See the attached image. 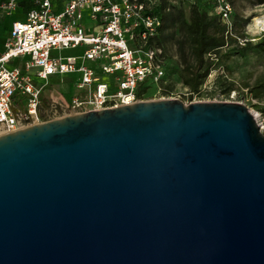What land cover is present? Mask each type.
<instances>
[{
  "label": "water",
  "instance_id": "water-1",
  "mask_svg": "<svg viewBox=\"0 0 264 264\" xmlns=\"http://www.w3.org/2000/svg\"><path fill=\"white\" fill-rule=\"evenodd\" d=\"M0 264H264L256 116L165 98L0 135Z\"/></svg>",
  "mask_w": 264,
  "mask_h": 264
},
{
  "label": "built area",
  "instance_id": "built-area-1",
  "mask_svg": "<svg viewBox=\"0 0 264 264\" xmlns=\"http://www.w3.org/2000/svg\"><path fill=\"white\" fill-rule=\"evenodd\" d=\"M233 34L229 0H213ZM158 0H0V20L25 8L0 49V134L86 111L177 98L169 88L158 39L162 20L150 11ZM84 10L93 24H85ZM244 43V42H243ZM81 54L62 56L64 49ZM95 62L94 66L84 64ZM77 91L61 101L43 95L51 75H75ZM50 87V88H48ZM196 102V101H194ZM49 109V110H48Z\"/></svg>",
  "mask_w": 264,
  "mask_h": 264
},
{
  "label": "rangeland",
  "instance_id": "rangeland-1",
  "mask_svg": "<svg viewBox=\"0 0 264 264\" xmlns=\"http://www.w3.org/2000/svg\"><path fill=\"white\" fill-rule=\"evenodd\" d=\"M189 0H165L167 19L163 20V34L165 37L166 58L171 60L176 69V75L170 77L172 89L175 96L185 103L194 101H232L246 104L256 116L260 125V130L264 133V50L249 51L245 56H241L234 49L236 43L244 44L246 40L259 41L264 35L252 33L248 26L256 17H264V3L255 0H229L233 7V21L236 25L233 34L236 41L228 38L227 31H211L208 39V47L204 55L203 72L206 77L197 91H193L189 85L183 81L184 69L195 64L196 60L192 52L187 30L178 19L180 11L188 13ZM205 9L210 14L216 15V3L209 0ZM212 8V9H211ZM23 9L15 10L11 15L0 21V48L4 46L14 20H23ZM85 24H93L90 18V11L84 10ZM223 40V41H222ZM224 43V44H223ZM223 44V45H222ZM216 45V46H215ZM219 46V48L214 49ZM222 45V46H221ZM228 49L232 51L228 54ZM81 49H64L60 51L62 56L79 55ZM167 60V61H168ZM84 64L91 67L95 62L85 60ZM75 75H51L50 83L52 89H48L43 95L44 109L49 107L50 95L58 97L59 100H68L71 96V88L77 89L71 83ZM60 79L64 82L60 83ZM71 87V88H70ZM50 88V87H48ZM49 110V109H48ZM54 119V118H53ZM2 135V134H0Z\"/></svg>",
  "mask_w": 264,
  "mask_h": 264
},
{
  "label": "trees",
  "instance_id": "trees-1",
  "mask_svg": "<svg viewBox=\"0 0 264 264\" xmlns=\"http://www.w3.org/2000/svg\"><path fill=\"white\" fill-rule=\"evenodd\" d=\"M258 3H264V0H255ZM189 11L188 13H184L180 11L178 14V19L182 26H184L187 30L189 35V40L192 46V52L195 57V64L189 65L184 69L183 81L186 85H189L193 91H197L199 86L203 83L206 74L203 72V64H204V55L206 53V49L208 47V39L210 36L211 31H222L225 34L227 31L226 26L223 24L221 17L216 14H210L205 7L207 4L211 3L209 0H189ZM165 0H158V4L152 8L150 11L152 14L157 15L162 20V26L159 31L158 39L156 41L151 40V43H156L162 47L164 50V56H166V46H165V37L163 34V20L167 19L166 7H165ZM212 9V8H211ZM25 8H23V11ZM236 25L235 20L233 21V28ZM230 38L233 41H236L234 35L228 33L226 36V41ZM223 41V40H222ZM224 44V43H223ZM222 44V45H223ZM221 45V46H222ZM216 46V45H215ZM219 48L215 47L214 49ZM237 53L241 56H245L249 51L255 50H264V35L262 38L257 41L253 42L251 40H246L244 44L236 43L234 49ZM231 49H228V54L231 52ZM166 60H168L166 58ZM166 69H167V76L169 78V86L172 81L170 77L173 78L176 75V69L173 65L171 60L166 61ZM74 79V78H73ZM72 79V81H73ZM71 81V83H72ZM64 82V79H60V83ZM51 85H55L57 83H50ZM71 88V87H70ZM72 93L74 90L71 88ZM171 90V88H170Z\"/></svg>",
  "mask_w": 264,
  "mask_h": 264
},
{
  "label": "bare ground",
  "instance_id": "bare-ground-1",
  "mask_svg": "<svg viewBox=\"0 0 264 264\" xmlns=\"http://www.w3.org/2000/svg\"><path fill=\"white\" fill-rule=\"evenodd\" d=\"M248 30L254 34L264 31V17H256L253 22L249 24Z\"/></svg>",
  "mask_w": 264,
  "mask_h": 264
},
{
  "label": "crops",
  "instance_id": "crops-1",
  "mask_svg": "<svg viewBox=\"0 0 264 264\" xmlns=\"http://www.w3.org/2000/svg\"><path fill=\"white\" fill-rule=\"evenodd\" d=\"M23 9V8H22ZM24 12V11H23ZM24 14V13H23ZM4 19V18H3ZM3 19H1L0 21H2ZM13 23V22H12ZM11 29V28H10ZM10 29L8 30V33H9V31H10ZM3 48H4V46H3ZM2 47L0 48V49H3Z\"/></svg>",
  "mask_w": 264,
  "mask_h": 264
}]
</instances>
